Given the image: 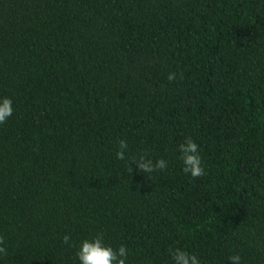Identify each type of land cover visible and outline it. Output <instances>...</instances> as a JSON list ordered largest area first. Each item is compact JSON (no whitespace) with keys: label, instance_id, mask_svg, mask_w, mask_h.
Returning <instances> with one entry per match:
<instances>
[{"label":"trees","instance_id":"trees-1","mask_svg":"<svg viewBox=\"0 0 264 264\" xmlns=\"http://www.w3.org/2000/svg\"><path fill=\"white\" fill-rule=\"evenodd\" d=\"M0 97V264H264V0H0Z\"/></svg>","mask_w":264,"mask_h":264},{"label":"clouds","instance_id":"clouds-1","mask_svg":"<svg viewBox=\"0 0 264 264\" xmlns=\"http://www.w3.org/2000/svg\"><path fill=\"white\" fill-rule=\"evenodd\" d=\"M176 74L169 73L168 80H175ZM12 99L10 97H0V124H4L8 117L12 115ZM119 150L116 152L118 160H125L128 144L125 140H120ZM181 160L183 163L182 171L193 178H198L205 175L202 157L198 144L191 138H186L185 142L179 145ZM136 165L143 173H152L157 170H165L168 162L161 158L153 162L147 155L139 159L131 160L127 164L128 172L132 173L130 165ZM70 240L69 235L63 237L64 243ZM5 240L0 236V254H7V249L4 246ZM80 264H126L128 259V249L125 245H120L118 249H114L110 245H105L103 236L97 235L92 239H84L76 253ZM174 264H200V260L195 254H191L183 249L176 248L171 252ZM231 264H240L241 256L235 254L229 257Z\"/></svg>","mask_w":264,"mask_h":264}]
</instances>
